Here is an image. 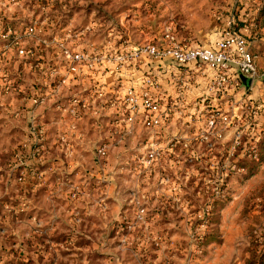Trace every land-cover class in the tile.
<instances>
[{
  "label": "rangeland",
  "instance_id": "rangeland-1",
  "mask_svg": "<svg viewBox=\"0 0 264 264\" xmlns=\"http://www.w3.org/2000/svg\"><path fill=\"white\" fill-rule=\"evenodd\" d=\"M67 1L72 27L90 25L87 0ZM99 1L95 30L100 40L113 33L117 46L150 41L166 26L211 46L228 17L238 28L255 23L256 38L247 37L259 85L199 106L195 134L188 147L178 139L174 161L168 147L155 148L162 156L152 162L143 159L150 148L135 160L116 149L94 166L32 164L34 182L10 165L15 125L0 120V264H264V0Z\"/></svg>",
  "mask_w": 264,
  "mask_h": 264
},
{
  "label": "crops",
  "instance_id": "crops-1",
  "mask_svg": "<svg viewBox=\"0 0 264 264\" xmlns=\"http://www.w3.org/2000/svg\"><path fill=\"white\" fill-rule=\"evenodd\" d=\"M235 1L243 4L245 0ZM87 2L92 8L91 24L76 30L70 24V18L73 17L68 13L67 0H54L48 13L38 7V0H0V28L4 32L13 29L16 33L14 37L20 38L19 44H15L4 38V33L0 31V120L6 119L15 125L11 130L17 136L12 144L10 165L16 167L17 171L20 170L23 175L19 177L20 180L34 182L29 181V174L34 169L32 164L42 165L44 172L53 167L82 168L101 164L105 158L98 155L97 149L104 144L108 152L116 149L130 151V157L134 160L140 157L138 151L151 147H168L172 152L170 161H174L177 156L173 155L183 153L178 139L186 142L195 134V129L190 127L196 118V109L217 101L209 88V76H205L199 67L189 65L181 68L170 58L156 60L133 57V50L138 46L163 44L164 32L168 26L161 30L159 36H155L157 38L150 41L137 43L127 40L117 46L111 40L113 33L100 40L103 34L95 30L100 18L94 16L103 3L99 0ZM245 3L248 6V1ZM240 8L241 6L237 7L238 12L247 10L243 7L239 11ZM248 10L249 15L257 11L252 7ZM107 14V18L112 20L110 11ZM241 18L246 20L247 13L240 16ZM34 21H40L48 29L50 23L56 21L59 25L58 31L28 38L24 35L25 29ZM220 21L223 22V16ZM170 27L180 40L192 43V37H181L175 27ZM235 28L245 36L256 38L255 23H241V27ZM56 36L65 38V45L73 51L104 49L109 53L126 54L129 59L120 67H116L114 63L100 65L95 74L85 70L56 90L57 81L50 79L45 73V70L55 67V64L66 63L60 46L53 40ZM22 47L35 50L37 58H43L46 63L44 70L33 67L30 61L27 63L19 56L18 50ZM262 55L264 51L259 53V61ZM260 67L261 65L259 71ZM3 72L9 75L8 86L1 78ZM148 76L156 78L157 86L152 88V95L167 110L162 125L156 128H146L141 113L134 122L128 121L129 115L124 101L125 90L128 87L140 90L145 86ZM255 84L259 85L258 78L251 83L252 89ZM36 95L39 103L35 101ZM221 101L219 103L223 104V99ZM33 122L37 124V128L33 127ZM185 125L188 130L184 132ZM89 152H93L90 158ZM130 157L123 160H130ZM28 208L32 212L35 210L33 205L21 210Z\"/></svg>",
  "mask_w": 264,
  "mask_h": 264
},
{
  "label": "built area",
  "instance_id": "built-area-1",
  "mask_svg": "<svg viewBox=\"0 0 264 264\" xmlns=\"http://www.w3.org/2000/svg\"><path fill=\"white\" fill-rule=\"evenodd\" d=\"M54 0H38V7L45 13L51 10ZM217 18L222 19L223 12H218ZM49 17L47 16L46 19ZM236 20L232 16L228 20L226 30L222 31L221 36L211 46H200L191 42L182 41L178 38L175 31L170 27H166L164 32V43H149L138 46L133 50L135 58H151L163 60L170 58L176 65L183 68L189 65H195L209 76V88L213 92L216 99H223V95L231 93L238 85L243 84V78H249L251 83L259 78L260 71L257 64V56L251 49V43L247 36L235 28ZM50 29L42 26L40 21H34L27 26L24 35L28 38H34L49 31H58V22L50 23ZM1 26V23H0ZM3 37L8 41L19 44L20 38L13 29L4 30L0 28ZM60 46L65 64H55L45 70L50 79L56 80V90L62 84L69 83L77 78L83 71L96 73L97 67L105 63H114L116 67H120L126 60L128 55L121 53H109L104 49L95 51H73L65 45V38L56 36L53 39ZM46 42V40H44ZM19 56H22L27 63L33 67L44 70L46 63L42 57H38L35 50L22 47L18 50ZM89 69V70H88ZM3 83L8 86L10 84L9 75L6 72L1 74ZM250 83V86H251ZM245 85V84H244ZM156 78L148 76L145 80V86L140 90L134 87H128L125 90L124 101L126 103L128 121L134 122L139 113L142 116L143 125L146 128H156L162 125L166 117L167 110L163 109L161 103L152 95V88L156 87ZM246 86V85H245ZM249 86V87H250ZM38 96L36 95V102ZM77 102V100H74ZM39 103V101L37 102ZM32 114L34 109L31 110ZM37 128V124L32 123ZM188 147V143H184ZM97 153L101 157H106L107 146L101 145L97 149ZM161 152L150 148L148 154L143 157L149 162L157 161L161 158Z\"/></svg>",
  "mask_w": 264,
  "mask_h": 264
},
{
  "label": "water",
  "instance_id": "water-1",
  "mask_svg": "<svg viewBox=\"0 0 264 264\" xmlns=\"http://www.w3.org/2000/svg\"><path fill=\"white\" fill-rule=\"evenodd\" d=\"M243 82H244V84L247 86V87H249L250 86V83H251V80L249 79V78H243Z\"/></svg>",
  "mask_w": 264,
  "mask_h": 264
}]
</instances>
